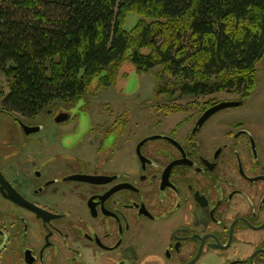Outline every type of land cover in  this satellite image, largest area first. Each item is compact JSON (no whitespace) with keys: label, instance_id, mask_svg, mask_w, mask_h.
<instances>
[{"label":"flooded vegetation","instance_id":"1","mask_svg":"<svg viewBox=\"0 0 264 264\" xmlns=\"http://www.w3.org/2000/svg\"><path fill=\"white\" fill-rule=\"evenodd\" d=\"M213 105L93 156L70 152V113L46 110L54 138L22 116L0 140V264H264L260 124H199Z\"/></svg>","mask_w":264,"mask_h":264},{"label":"trees","instance_id":"2","mask_svg":"<svg viewBox=\"0 0 264 264\" xmlns=\"http://www.w3.org/2000/svg\"><path fill=\"white\" fill-rule=\"evenodd\" d=\"M140 19L125 28L128 14ZM264 58V0H3L2 109L35 117L115 83L122 64L160 67L161 91L247 100ZM174 86L173 90H170ZM207 103L205 108L211 106Z\"/></svg>","mask_w":264,"mask_h":264},{"label":"rangeland","instance_id":"3","mask_svg":"<svg viewBox=\"0 0 264 264\" xmlns=\"http://www.w3.org/2000/svg\"><path fill=\"white\" fill-rule=\"evenodd\" d=\"M3 0H0L2 2ZM140 17L128 14L125 28L131 30ZM258 69L256 85L245 103L241 106L226 108L219 112L223 115H237L260 124V139H264V59L256 64ZM160 67L149 72H139L130 61L121 65L115 83L107 88L89 87L81 99L71 101L57 100L48 105L35 119H26L32 125L45 124L42 133L31 138H54V121L45 118L46 110L53 109L55 113L66 111L75 117L64 127L66 137L70 135L76 142L72 154L93 156L101 140L110 136L104 147H111L113 137L123 134L120 144L128 138L132 143L148 134L163 129L173 128L185 116L198 114L207 103L216 104L222 101L239 100V94L232 91L212 93L200 97L181 96L178 91H161L166 85L168 76L159 79ZM171 86L170 90H173ZM10 91L9 83L0 69V109L4 95ZM15 115L0 112V140L9 139L20 134V118ZM118 123V124H117ZM127 124V125H123ZM58 137V136H57Z\"/></svg>","mask_w":264,"mask_h":264},{"label":"water","instance_id":"4","mask_svg":"<svg viewBox=\"0 0 264 264\" xmlns=\"http://www.w3.org/2000/svg\"><path fill=\"white\" fill-rule=\"evenodd\" d=\"M264 59V58H263ZM242 105V101L239 100H231V101H222L218 102L217 104L213 105L212 107L208 108L204 114L201 116L199 120V124H203L210 116H212L214 113H217L220 110L226 109V108H231V107H237ZM25 128L27 131L30 132H35L39 131L41 127H30L26 126Z\"/></svg>","mask_w":264,"mask_h":264}]
</instances>
